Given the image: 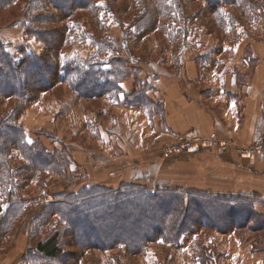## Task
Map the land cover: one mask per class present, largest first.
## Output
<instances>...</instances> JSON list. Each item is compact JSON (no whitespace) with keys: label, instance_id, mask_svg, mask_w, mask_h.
<instances>
[{"label":"rangeland","instance_id":"374dc122","mask_svg":"<svg viewBox=\"0 0 264 264\" xmlns=\"http://www.w3.org/2000/svg\"><path fill=\"white\" fill-rule=\"evenodd\" d=\"M213 1L95 0L92 8H75L67 17L63 8L69 5L67 0L59 2L62 9L48 0H15L0 7V43L13 59L19 62L28 53L50 61L47 66L31 64L29 70L43 78L38 83L47 89L33 90L30 98L0 94V123L10 118L23 127L29 146L44 148L45 158L62 153L68 159L65 169L51 162L36 170L34 166L44 163V158L30 161L14 145L4 149L8 166L0 168V264H227L223 251L233 250L234 242L248 244L254 253L264 246V201L259 193L248 196L249 210L226 215L224 221L216 218L215 206L195 208L191 217L203 223L205 215L208 224L175 242H148L136 253L124 245L100 247L116 237L138 241L132 234L137 232L136 223L126 206L117 209V216L94 222L93 212L108 207L113 195L78 199L96 188L116 192L139 185L151 192L172 191L176 197L171 198V207H175L177 196L183 195L189 206L190 192L209 193L202 190L209 185L240 188L236 179L219 176L222 171L237 176L238 168L220 162L207 166L192 159L197 153L217 154V150L164 154L165 145L179 137L172 135L167 121L172 110L168 105H174L177 95L185 97L195 115L204 109L227 128L233 124L229 102L238 97L237 109L244 121L246 102L252 97L258 104L253 131L247 135L227 128L213 131L239 146L264 141V0H227L216 6ZM29 24H34L31 30L43 32L41 38L27 35ZM59 31L65 33L63 40L56 35ZM118 60L129 62L132 76L119 89L114 82L107 84L103 94L84 96L71 81L54 79L55 62L72 68L81 61L84 69L106 73L100 78L106 83L107 78L114 79L107 74L114 72L112 62ZM134 90L148 96L149 107L142 104L145 101H126ZM2 131L1 136L6 133ZM229 154L240 158L233 149L219 153ZM134 203L146 205L144 198ZM56 204L60 205L54 208ZM59 206L73 213H57ZM57 233L62 247L57 260L40 256L37 244Z\"/></svg>","mask_w":264,"mask_h":264},{"label":"trees","instance_id":"16d2710c","mask_svg":"<svg viewBox=\"0 0 264 264\" xmlns=\"http://www.w3.org/2000/svg\"><path fill=\"white\" fill-rule=\"evenodd\" d=\"M14 1L15 0H0V7L10 6L12 5V3H14ZM38 1L40 2V0ZM60 1L61 0H48L47 3L53 5L52 7L54 8L62 9V5L59 3ZM220 2H227V0H214L212 2V5L216 6V4ZM67 3L69 5L63 7L66 12H68V14H66V17L67 15L70 16V13H72L75 8H84L87 10L92 8V5H95V0H67ZM41 18L42 16L39 17V19ZM32 25L34 24H29L28 28H26L27 35L30 37L38 36V38H41L39 35L43 32L34 27V29L31 30L29 26ZM56 35H58L60 39L62 38V36L65 37V33H62L60 31L56 32ZM58 45H60V42L57 43V46ZM121 61L124 62L119 63ZM39 62H45L47 66L49 65L50 61H48L47 59L44 60L42 55L26 53L24 54V58L21 61L17 62L9 54L5 46L0 43V78H2V81L0 80V94L9 97L16 96L19 98H30L34 94L33 90L47 89L49 86L42 88V85L38 83L43 81L42 77L38 78L37 75L32 76L31 73H29V70L31 68L30 65L34 63L37 64ZM127 63L129 62H125V60H118L114 62V64L112 62V65H114V72L107 75H112L115 81H112L114 80L113 78H107V82L103 83L100 78L106 73H103L101 71H94L88 68L84 69L82 67L83 65L81 61H79V65L77 64L74 66L72 64V68L68 67V65L70 64H61L60 62H55V70H53L55 74L54 79L57 81H71L70 83L74 84V87L78 91V93L88 97L96 96L97 94L105 93V91L107 90V84H112L114 82L113 86L118 88L120 83L124 79H127L128 77L132 76V73L131 71H129L130 69L127 66ZM14 81L18 82L17 86L13 84ZM31 81H33L32 84L29 83ZM35 84L37 86H34ZM86 87H88L89 89H87ZM126 98V101L132 104H141L142 101H145L146 103H142L145 105V107H149L151 102L148 96L141 90L132 91L130 94L126 95ZM0 130H4L6 132L3 136H1V133L3 131L0 133V168L4 166L5 169V166H8L7 160L5 158L6 154L4 149L8 148V145H14L15 147H19L21 150H23L25 152V155L28 156V158L30 159V161H34L38 157L44 158L43 161L45 164L38 163L41 166H34L36 170L46 169L45 165L47 163L50 164L51 162L55 163V168H57L58 165H62L60 169L62 170L63 167L65 169V164L68 162V159L64 154L59 153L56 158H45L47 155L43 152L44 148H35V145H30L34 146L30 147L27 142V132L20 125L13 123L12 119L6 118L2 120L0 123ZM7 171H9V169H7ZM122 188L124 189L123 191L116 192L113 190H101L100 188H96L94 192L88 194L87 196L80 195V198H78L79 200H86L89 198H95L96 196L101 197L113 195L111 196L113 197V199L108 207L102 209L100 212L96 210L93 212L94 220L92 221L94 222L100 220L102 216H117V209L119 207L126 206L127 210H130L132 222L133 224L136 223L137 232H135V230H133L132 232L133 237H136L138 239L137 242L134 241L136 244L131 240L130 237H116L112 239L110 244H106V246H100L103 249H110V247L112 248V246L124 245L129 251L136 253L142 252L143 249L147 247L146 243L148 242H154L158 240H164L166 242H175L176 240H178V237L182 234L186 232H195L200 226L208 224V222L204 218L205 215H203L201 218V220H203V223L198 217H191L192 213L190 212L195 211V208L203 210L209 207L211 210H213V206H215L217 207V211L214 212H219L216 213V218H218V220L220 221H224L226 215L234 217L239 213L238 211L240 209L249 210L246 207L251 208L252 203L246 201L249 198V195L245 194L218 195L213 193L194 194V192H190L189 206L185 205V199L182 198L183 195H180L177 196L178 199H175L177 206L171 207V198L176 197L172 196V191L159 190L158 192H151L145 188H142L139 185H126ZM84 191L86 190H83L82 192ZM64 198L68 199V196ZM139 198H144L146 205H144L143 207H137L138 205H135L134 202ZM246 202L248 203L246 204ZM58 205L60 204H56L53 207L56 208V206ZM64 207L65 206H59L56 210L57 213L61 211L69 214L73 213L71 209H67ZM230 226L235 227V222H232ZM57 235L52 236L47 241H41L37 244L36 251L40 256L57 260L59 255L62 253L60 236L58 233Z\"/></svg>","mask_w":264,"mask_h":264},{"label":"crops","instance_id":"0c3cea01","mask_svg":"<svg viewBox=\"0 0 264 264\" xmlns=\"http://www.w3.org/2000/svg\"><path fill=\"white\" fill-rule=\"evenodd\" d=\"M175 97L176 99L174 100V105L172 103L168 105V109L172 108V110L168 112L167 120L170 125L172 135L177 137L181 135L192 134L194 132L208 135L213 132L215 128L219 129L220 132L224 131L227 128L226 125L221 126L218 120H216V118H214L204 109H202L200 112H198L197 115H195L192 112V106L190 108L191 110L187 108V104H185V97L179 95ZM230 99L232 100V98ZM237 100L238 97L236 99V102ZM236 102H229V109L232 115L231 119L233 124L230 128L227 129H230L233 133L236 132L235 134L240 131L241 134L247 135L250 131L254 130V122L256 121V123H258V104L255 99H252V97L248 98L245 108V117L243 119L244 121H242L243 114L240 113L237 109ZM241 126H243L242 130ZM254 137L258 139V124L256 130L254 131ZM192 159L199 162H206L207 166L215 165L218 162L224 163L225 165H228L235 169L238 168V170H240L241 172L236 176L235 174L230 175L229 172L222 171L219 175L220 177L223 176L224 178H231V180L236 179L238 181L237 184L240 186V188H225V186L223 188H216L209 185L206 189L202 188V190L213 194H225L230 192L256 196L259 193V200L264 201L263 156H240L239 158L235 154L219 155V153L216 154L214 152H200L192 155ZM225 165H223V167ZM245 245H243L241 241L234 242L233 250L229 248V250L223 251L224 257H222V259H228L227 264H264V246L258 247V253H254L251 252V248H248V244L246 246Z\"/></svg>","mask_w":264,"mask_h":264},{"label":"built area","instance_id":"2783aa9c","mask_svg":"<svg viewBox=\"0 0 264 264\" xmlns=\"http://www.w3.org/2000/svg\"><path fill=\"white\" fill-rule=\"evenodd\" d=\"M230 149L242 157L264 156V141L256 140L247 145L239 146L229 140L221 139L218 133L213 131L208 135L179 136L175 141L165 145L164 154L170 156L181 152L194 153L199 150H217V153H225Z\"/></svg>","mask_w":264,"mask_h":264},{"label":"snow or ice","instance_id":"6c2138e0","mask_svg":"<svg viewBox=\"0 0 264 264\" xmlns=\"http://www.w3.org/2000/svg\"><path fill=\"white\" fill-rule=\"evenodd\" d=\"M28 142L31 143V140H29Z\"/></svg>","mask_w":264,"mask_h":264}]
</instances>
